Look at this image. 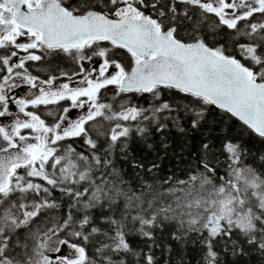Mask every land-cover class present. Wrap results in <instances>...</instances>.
Instances as JSON below:
<instances>
[{"label":"snow or ice","instance_id":"obj_1","mask_svg":"<svg viewBox=\"0 0 264 264\" xmlns=\"http://www.w3.org/2000/svg\"><path fill=\"white\" fill-rule=\"evenodd\" d=\"M0 264H264V0H0Z\"/></svg>","mask_w":264,"mask_h":264},{"label":"trees","instance_id":"obj_2","mask_svg":"<svg viewBox=\"0 0 264 264\" xmlns=\"http://www.w3.org/2000/svg\"><path fill=\"white\" fill-rule=\"evenodd\" d=\"M246 139H247V137H246ZM172 142H173V147H175L177 152H178L179 151V145H180V140H179L178 134L173 133ZM253 143H254L255 147H260L259 143L255 141V138H254ZM133 151L136 152L138 155L144 154L143 151L140 149V146L137 144H133ZM149 156H151V154H149ZM177 163H178V161H177L176 157L170 155L169 158L165 159L163 162V166H164L165 171H167L168 168L175 166Z\"/></svg>","mask_w":264,"mask_h":264}]
</instances>
